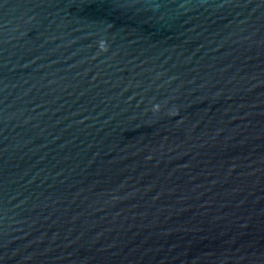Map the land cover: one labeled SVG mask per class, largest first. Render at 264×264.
Listing matches in <instances>:
<instances>
[{
  "label": "water",
  "instance_id": "obj_1",
  "mask_svg": "<svg viewBox=\"0 0 264 264\" xmlns=\"http://www.w3.org/2000/svg\"><path fill=\"white\" fill-rule=\"evenodd\" d=\"M0 264H264V0H0Z\"/></svg>",
  "mask_w": 264,
  "mask_h": 264
}]
</instances>
